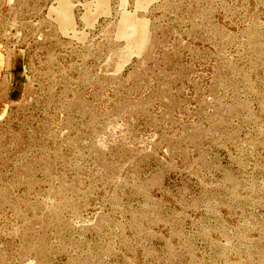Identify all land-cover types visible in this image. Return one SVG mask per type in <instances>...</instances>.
<instances>
[{
  "label": "rangeland",
  "instance_id": "obj_1",
  "mask_svg": "<svg viewBox=\"0 0 264 264\" xmlns=\"http://www.w3.org/2000/svg\"><path fill=\"white\" fill-rule=\"evenodd\" d=\"M0 264H264V0H0Z\"/></svg>",
  "mask_w": 264,
  "mask_h": 264
},
{
  "label": "crops",
  "instance_id": "obj_2",
  "mask_svg": "<svg viewBox=\"0 0 264 264\" xmlns=\"http://www.w3.org/2000/svg\"><path fill=\"white\" fill-rule=\"evenodd\" d=\"M25 90L24 71L21 61L9 62L0 50V115L6 113L11 102L23 97Z\"/></svg>",
  "mask_w": 264,
  "mask_h": 264
}]
</instances>
